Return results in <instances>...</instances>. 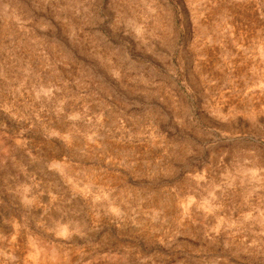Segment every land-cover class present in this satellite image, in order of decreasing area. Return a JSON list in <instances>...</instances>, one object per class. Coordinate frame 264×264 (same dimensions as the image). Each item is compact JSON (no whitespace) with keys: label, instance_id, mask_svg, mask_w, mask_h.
<instances>
[{"label":"rangeland","instance_id":"obj_1","mask_svg":"<svg viewBox=\"0 0 264 264\" xmlns=\"http://www.w3.org/2000/svg\"><path fill=\"white\" fill-rule=\"evenodd\" d=\"M0 264H264V0H0Z\"/></svg>","mask_w":264,"mask_h":264}]
</instances>
